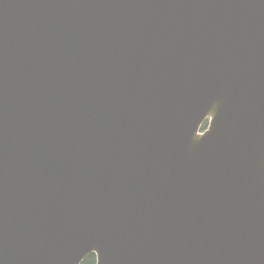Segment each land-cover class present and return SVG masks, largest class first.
Here are the masks:
<instances>
[{
	"label": "water",
	"instance_id": "95a60500",
	"mask_svg": "<svg viewBox=\"0 0 264 264\" xmlns=\"http://www.w3.org/2000/svg\"><path fill=\"white\" fill-rule=\"evenodd\" d=\"M90 254L264 264V0H0V264Z\"/></svg>",
	"mask_w": 264,
	"mask_h": 264
},
{
	"label": "trees",
	"instance_id": "16d2710c",
	"mask_svg": "<svg viewBox=\"0 0 264 264\" xmlns=\"http://www.w3.org/2000/svg\"><path fill=\"white\" fill-rule=\"evenodd\" d=\"M207 126V122H204L201 130H204ZM81 264H96V257L94 254H90L84 258Z\"/></svg>",
	"mask_w": 264,
	"mask_h": 264
}]
</instances>
